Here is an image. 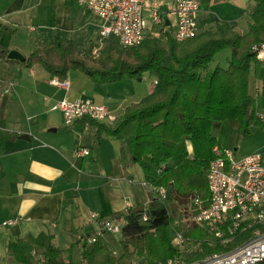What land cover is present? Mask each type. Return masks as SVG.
I'll use <instances>...</instances> for the list:
<instances>
[{"label":"crops","instance_id":"0c3cea01","mask_svg":"<svg viewBox=\"0 0 264 264\" xmlns=\"http://www.w3.org/2000/svg\"><path fill=\"white\" fill-rule=\"evenodd\" d=\"M256 6L253 0H202L200 35L221 23L248 35ZM162 7L170 23L167 31L175 30L176 0H146L149 38H160L151 17L153 8L161 12ZM103 25L100 16L78 0H0V46L26 59L38 44L52 46L57 31L78 50L94 48L101 42ZM14 61L0 60V82L6 89L0 97V264L18 263L9 254L10 243L17 239L45 235L52 237L47 245L65 251L71 246L62 248L60 243L73 245L71 231L91 228L96 233L105 220L124 226L130 212L148 211L153 194L138 164L121 163L120 141L106 134L99 140L98 126L88 120L66 127L54 107L64 100L90 101L119 117L154 91L155 78L149 88L142 82L150 74L140 81L125 77L101 85L71 70L61 83L40 65L28 69ZM261 87L253 75L250 95L258 99ZM239 129L238 121L215 123L218 147L233 149L236 157L238 151L242 156L264 152L263 125L253 126L243 140ZM84 148L89 154L78 157ZM10 222L14 224L5 226ZM77 248L74 245L73 256ZM42 251L47 258L49 248Z\"/></svg>","mask_w":264,"mask_h":264},{"label":"trees","instance_id":"16d2710c","mask_svg":"<svg viewBox=\"0 0 264 264\" xmlns=\"http://www.w3.org/2000/svg\"><path fill=\"white\" fill-rule=\"evenodd\" d=\"M253 1L257 4L251 16L253 24L244 37L227 23L185 43H177L166 31L160 38H148L132 49L129 60L107 55L103 62L90 65L74 41L65 40L57 31L52 46L38 44L26 63H21L28 69L40 65L61 83L71 70L101 85L125 77L142 79L145 74L157 82L149 96L127 108L112 126L85 119L98 126L99 140L106 134L120 141L121 163L138 164L147 184L153 189L164 188L167 197L160 200L152 194L147 222L142 220L145 212H130L125 217L120 257H115L102 237L95 235L93 249L82 251L83 264H166L180 256L173 246L177 233L192 238L208 236L206 229L183 221L192 199L208 205V173L215 159L213 150L218 147L213 124L238 121L244 137L250 135L253 126L262 125L257 114L264 109V68L252 47L264 43V0ZM227 50L232 51L228 67L211 69L215 57ZM9 54L0 46V60L16 62L9 59ZM253 75L262 84L258 99L250 95ZM85 231L94 234L91 228ZM51 240L45 235L17 239L10 243L9 254L19 264H40L34 252L48 247L46 264H74V245L63 251L47 245Z\"/></svg>","mask_w":264,"mask_h":264},{"label":"built area","instance_id":"2783aa9c","mask_svg":"<svg viewBox=\"0 0 264 264\" xmlns=\"http://www.w3.org/2000/svg\"><path fill=\"white\" fill-rule=\"evenodd\" d=\"M103 20L101 39L114 37L126 50L139 48L149 37L144 18L146 0H78ZM202 0H176V26L172 33L177 43H185L200 35L198 13ZM152 22L161 37L166 31V20L158 8L152 9ZM252 52L264 68V43L254 45ZM157 82L155 81V86ZM0 89L4 90L0 82ZM3 94V95H4ZM63 114L66 127L75 122L90 119L100 124L112 126L118 116L108 108L90 101L64 100L54 107ZM264 126V112L257 114ZM215 159L210 164L208 205L199 199H192L195 210L194 223L208 231L205 246L218 249L201 260L189 261L183 257L169 259L166 264H264V152L236 157L233 150L215 147ZM89 154V150L79 149L78 157ZM152 193L165 200L164 188H152ZM143 222L148 221L145 212ZM14 224V222L6 223ZM123 226L111 220L102 223L104 233L118 235ZM90 244L96 239L88 238ZM187 239L179 233L175 236L178 250L185 247ZM180 253V251H179ZM187 250L185 254H197Z\"/></svg>","mask_w":264,"mask_h":264},{"label":"rangeland","instance_id":"374dc122","mask_svg":"<svg viewBox=\"0 0 264 264\" xmlns=\"http://www.w3.org/2000/svg\"><path fill=\"white\" fill-rule=\"evenodd\" d=\"M167 16H168L167 14H163V17L165 19L168 18ZM168 30H170V27H168ZM91 49L79 50L81 52V55H83V57L87 59V61L90 65H96V64L103 62L104 60H106L107 55H120L123 57V59L129 60L130 59L129 56L132 53L131 50L127 51L126 49H124L120 45L118 40L114 37H111L108 39H101V42L96 47L91 48ZM230 58H231V50H227V51H224V52L218 54L215 57L214 62L210 66L211 69H215L216 67H221V68L226 69L228 67V62H229ZM153 82H154V77L146 76L144 81L142 82V85L149 88ZM4 92H5L4 90L0 89V97L4 98V96H3ZM217 123H223V122H217ZM214 125H215V123L213 124V128H214ZM240 136L242 137L241 140H243L244 136L241 134H240ZM236 148L239 149L238 147H235V149ZM226 150H233V149H226ZM239 152L240 151H238V153H237L238 157H244ZM256 153H258V152H256ZM151 191H152V188H151ZM194 212H195V210L193 209V206L191 205L189 210H188V217L185 218V220L183 221L184 224L190 223V224H192L193 227H198L193 222L194 221V214H195ZM119 225H121V224H119ZM82 230L83 229L79 228V229H76V230L70 232V238H71L70 240L72 241L73 245H78V248L80 249L79 250L77 248L74 251L73 260H74V262H76L74 264H83L84 263L83 262L84 260L82 259V252H80V251H82L83 248H86V250H88V251H91V249H93V244H90L88 242V238L89 237L93 238L95 235H100L102 237V239L104 238V236H107L104 238L105 240H103L104 243L107 244V246L110 248V250L112 251V253L115 257L121 256L122 248L120 245V240H121L122 231L118 235H113L110 233H104L103 229H102V224H101L99 231L96 233L94 232V234H90L91 236L88 235V233L86 231L82 232ZM179 235H182L188 241V243L185 245L184 248L179 249L180 257H183L189 261L201 260L202 258H204L207 255H210L213 252H218V250H216V249L212 252H209V253L207 252V250H211V249H209V247L205 246L206 245L205 242L207 239L206 237H203V238L186 237L183 233H179ZM60 244H61L62 248H64L65 246H71V245H69V243H67V241H64V242L61 241ZM80 245H81V247H80ZM174 245H175V238L173 240V246ZM188 249L197 251L198 252L197 254L199 257L195 256L197 254H191V256L185 254ZM42 250H36L34 252V255L40 264H46L45 263V259H46L45 257L47 254L45 251H42ZM17 264H19V263H17ZM137 264H144V262L139 261V262H137Z\"/></svg>","mask_w":264,"mask_h":264},{"label":"water","instance_id":"95a60500","mask_svg":"<svg viewBox=\"0 0 264 264\" xmlns=\"http://www.w3.org/2000/svg\"><path fill=\"white\" fill-rule=\"evenodd\" d=\"M161 12H162L163 14L167 13V11H166V9H165L164 7L161 8ZM169 24H170V23L167 21L166 25L169 26ZM9 59H11V60H17V61H19V62H21V63H26V61H27V59H26L24 56H22V55H21L19 52H17V51H11L10 54H9ZM140 80H141V79H139V81H140ZM22 138L30 139L29 136H24V137H22Z\"/></svg>","mask_w":264,"mask_h":264}]
</instances>
